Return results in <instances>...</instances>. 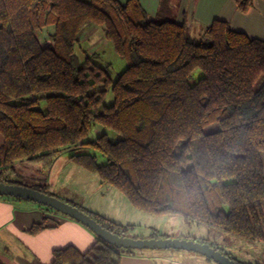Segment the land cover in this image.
<instances>
[{
    "label": "trees",
    "instance_id": "trees-1",
    "mask_svg": "<svg viewBox=\"0 0 264 264\" xmlns=\"http://www.w3.org/2000/svg\"><path fill=\"white\" fill-rule=\"evenodd\" d=\"M232 1L243 14L253 0ZM87 25L102 27L126 62L114 81L110 64L79 63L75 46ZM48 27L42 42L37 33ZM95 126L117 139L104 132L88 140ZM0 136V182L54 196L46 181L54 158L92 149L104 163L83 152L69 160L135 210L264 244V40L226 21L196 38L175 20L149 18L138 0H0ZM63 201L113 234L133 228ZM56 225L45 217L26 232ZM132 252L96 238L85 252L53 250L50 264H118Z\"/></svg>",
    "mask_w": 264,
    "mask_h": 264
},
{
    "label": "rangeland",
    "instance_id": "rangeland-1",
    "mask_svg": "<svg viewBox=\"0 0 264 264\" xmlns=\"http://www.w3.org/2000/svg\"><path fill=\"white\" fill-rule=\"evenodd\" d=\"M161 1L162 0H159L158 4L155 3L156 6L153 7L151 4H148L146 0H141L146 8L149 18H157L158 20H175L177 0H164L162 5ZM89 27H92L93 30L83 38V34H85L87 30L84 33L83 31ZM51 31H53V27H48L38 32L37 36L43 42L48 38L47 33L50 34ZM197 32L198 31L192 29L191 31L188 30L189 35L196 38L199 36V33ZM79 41V46H75V54L77 55L80 64H83L87 57L91 58V60L100 67L110 64L108 74L113 81L125 70L126 62L117 56L112 44L104 39L102 27L87 25L81 30ZM92 53L96 54L95 58H92ZM200 75L201 73L199 71L193 73L190 83L195 82ZM261 83L262 79L258 81L256 87ZM110 101L111 94L109 92L105 103L107 104ZM41 108L44 109V106H41ZM104 132L108 133L111 140L115 141L117 139L113 132L97 126L93 127L87 139L92 140ZM82 152L94 155L98 163L105 162V158L92 149L75 150L70 148L62 150L54 158L53 163L48 170L46 180L50 185V191L57 198L74 202L76 205L83 208H89L91 212H99V214L107 217L115 223L133 227L126 233L128 234V237L131 238L182 239L180 236L195 234L196 238L203 236V238H207L209 243H215L214 245L219 251L228 254L229 258H241V256L248 255L249 258L253 260L264 261L263 243L245 241L219 230L209 228L203 224H186L183 217L180 215L152 216L135 210L130 206L126 198L117 190L109 185H103L96 174L87 172L69 160L71 154ZM9 178L11 180H19L22 184H32L31 181L20 179L14 175H11ZM42 208L43 207H41V209ZM53 215L64 217L58 213H53ZM163 234H167L168 237H165L166 235ZM162 235L163 237H160ZM196 240L199 241L201 239ZM149 251L167 257H176V255H180V250L162 249ZM185 253L194 255L193 252L186 251Z\"/></svg>",
    "mask_w": 264,
    "mask_h": 264
},
{
    "label": "crops",
    "instance_id": "crops-1",
    "mask_svg": "<svg viewBox=\"0 0 264 264\" xmlns=\"http://www.w3.org/2000/svg\"><path fill=\"white\" fill-rule=\"evenodd\" d=\"M119 1L124 3L127 0ZM138 1L142 6L141 0ZM146 2L154 7L159 0ZM142 7L146 11L145 6ZM175 15V22L184 24L190 31H198L199 35L214 20H222L234 31L243 32L249 38L264 40L263 0H253L250 9L243 14L236 10L232 0H177ZM92 30V27L85 29L83 38ZM1 142L0 136V145ZM85 209L91 211L89 208ZM45 217L57 221V225L35 235L26 232ZM163 235L168 237L167 234ZM180 238L207 240L203 236L196 238L195 234ZM95 241V235L78 222L57 217L29 201L0 197V264H50L53 250L73 246L78 251L85 252ZM179 252L180 255L176 257H167L149 250H135L132 254L122 255L118 264H216L195 253L191 255L186 251ZM231 259L244 264H264V261L253 260L248 255Z\"/></svg>",
    "mask_w": 264,
    "mask_h": 264
},
{
    "label": "water",
    "instance_id": "water-1",
    "mask_svg": "<svg viewBox=\"0 0 264 264\" xmlns=\"http://www.w3.org/2000/svg\"><path fill=\"white\" fill-rule=\"evenodd\" d=\"M0 197L18 198L50 208L80 223L91 231L96 238L117 249H129L133 251L162 249L180 250L201 255L216 264H240L221 251L211 247L209 244L192 239H138L113 234L101 227L94 219L77 207L55 196L47 195L25 186L0 182Z\"/></svg>",
    "mask_w": 264,
    "mask_h": 264
}]
</instances>
